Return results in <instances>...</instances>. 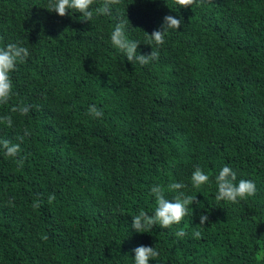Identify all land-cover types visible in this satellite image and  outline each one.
Here are the masks:
<instances>
[{
	"label": "trees",
	"instance_id": "trees-1",
	"mask_svg": "<svg viewBox=\"0 0 264 264\" xmlns=\"http://www.w3.org/2000/svg\"><path fill=\"white\" fill-rule=\"evenodd\" d=\"M49 2L0 0V47L30 52L0 105V117H13L12 127L0 121V140L20 143L27 157L19 167L0 146V264H135L141 245L159 252L150 264H264V0L188 8L121 0L92 21L74 9L61 17ZM166 15L184 23L169 30L158 60L133 63L112 45L111 31L129 18V39L150 54L157 46L145 32ZM20 104L34 107L13 113ZM90 105L103 117L90 116ZM224 165L237 183L253 180L256 195L218 201ZM197 166L210 176L200 188L191 180ZM174 182L186 187L169 191ZM153 185L170 200L183 192L197 203L180 224L139 233L133 216L154 212ZM181 228L187 235L178 238Z\"/></svg>",
	"mask_w": 264,
	"mask_h": 264
},
{
	"label": "clouds",
	"instance_id": "clouds-1",
	"mask_svg": "<svg viewBox=\"0 0 264 264\" xmlns=\"http://www.w3.org/2000/svg\"><path fill=\"white\" fill-rule=\"evenodd\" d=\"M96 0H50L47 9L51 12L58 13L59 16L64 17L69 14L70 10H75L76 13H81V20L92 21L94 15L109 16L112 14L113 6L119 5L121 0H101V3L94 10L92 5ZM176 4L183 8L191 7L196 3V0H175ZM164 23L158 30L153 31L151 34L145 32L148 38V44L152 46L154 43L157 48H153L150 54H141L138 51L139 42L131 40L127 34L128 19H121L111 31L110 40L112 45L120 52L124 53L126 59L130 62L147 65L153 60L159 59L158 47L165 43V38L170 29L179 30L184 23L183 18H175L172 15H166ZM30 52L27 47L22 46L21 43H9L4 47H0V105L9 103L13 96V81L11 73L17 68L18 63L25 62L29 57ZM33 105L20 104L14 106L11 111L13 113L19 112L20 115H27ZM38 107V106H36ZM88 114L93 118H102L104 115L103 109L98 108L96 105L88 107ZM0 121L6 123L8 127L13 126V117L11 115L0 117ZM32 131L28 128L24 129V136H31ZM23 136L19 137L21 141ZM0 146L5 150V155L9 157H17L16 163L19 167H23L26 156L21 157V144L13 143L10 140H0ZM192 184L195 188H200L209 182L210 176L204 172L202 168L197 166L192 173ZM218 191L216 199L218 201H230L238 203L240 200L248 197H254L257 193V187L251 179H240L237 183V172L230 166L224 165L215 177ZM186 185L180 182L170 183L167 186L169 191H177L185 188ZM151 194L154 195L156 207L152 214L141 209L139 213L133 216L131 227L139 233H145L155 226L159 225L163 229H168L174 224H180L181 221L189 214V206L197 203V196L185 195L180 192L179 195L172 197L170 200L165 196V188L163 185H153L151 187ZM49 202L55 200V195H49ZM15 198L9 200V206L14 207ZM41 201H34L32 207L39 208ZM192 208V207H191ZM193 209V208H192ZM209 220L208 215L201 213L200 225H204ZM178 238H183L187 232L181 228L175 233ZM196 239L201 238V232L195 231L193 233ZM258 254L264 258V246ZM135 252V264H150V261L159 256V252L155 247L141 245L133 250Z\"/></svg>",
	"mask_w": 264,
	"mask_h": 264
}]
</instances>
